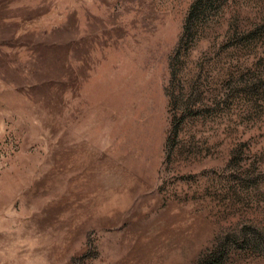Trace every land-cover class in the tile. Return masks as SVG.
I'll return each mask as SVG.
<instances>
[{"label": "rangeland", "instance_id": "rangeland-1", "mask_svg": "<svg viewBox=\"0 0 264 264\" xmlns=\"http://www.w3.org/2000/svg\"><path fill=\"white\" fill-rule=\"evenodd\" d=\"M0 264H264V0H0Z\"/></svg>", "mask_w": 264, "mask_h": 264}]
</instances>
